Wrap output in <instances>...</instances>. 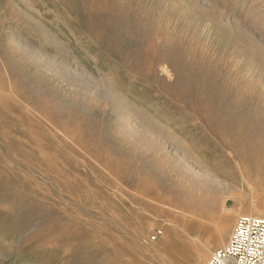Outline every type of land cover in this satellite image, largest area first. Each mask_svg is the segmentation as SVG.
<instances>
[{
    "label": "rangeland",
    "instance_id": "374dc122",
    "mask_svg": "<svg viewBox=\"0 0 264 264\" xmlns=\"http://www.w3.org/2000/svg\"><path fill=\"white\" fill-rule=\"evenodd\" d=\"M257 156L264 0H0V264H207L237 217L264 216Z\"/></svg>",
    "mask_w": 264,
    "mask_h": 264
},
{
    "label": "bare ground",
    "instance_id": "6f19581e",
    "mask_svg": "<svg viewBox=\"0 0 264 264\" xmlns=\"http://www.w3.org/2000/svg\"><path fill=\"white\" fill-rule=\"evenodd\" d=\"M17 43H20L21 45H23L20 41L19 42L17 41ZM33 52H35V51H33V49H28V51H27L28 54L32 53L31 58L34 61L40 60L41 55L39 54V52H35L34 54H33ZM41 63H42V67L45 68L46 70H55L59 77L65 78L67 80L69 85L70 84L74 85V83H75L74 86L79 87V88L81 87L82 89H84L88 93H91V94L95 95L96 97L101 98L103 101L107 100L113 104H116L118 111L122 112L123 109L126 107L125 101L119 95V93L117 91H115L113 84L108 82V80L107 81L103 80V79L94 80V79H89L87 77H86L87 79L81 78L80 75H77L75 72H71L63 64L57 65L55 63V65H54V61L52 60V58L47 57V56L46 57L44 56ZM56 67H58V68H56ZM56 69H58V70H56ZM79 88H77V89H79ZM134 122H136L135 126H132V124L130 122L126 123L127 128L125 129V131L128 133V136L139 135L140 137L145 138L147 141L152 143L153 142L152 137L149 136V134L151 133L149 124H146L144 121H134ZM253 163H254V165L252 166V169H251L252 172L262 173V175L264 176V159L257 156V157H255ZM173 166L175 168H177L178 171L183 173L184 177H186L191 182V184L194 186V188H197L200 191L208 192V193L209 192L210 193L211 192H219L220 193V192H227L228 191V188L225 185L220 184L217 180H214L213 177H211L209 175H204L200 171L193 170V168L189 167L185 161H182L179 159L173 160ZM252 172H251V174H252ZM259 214H264V212H260ZM249 215H251V214H249ZM224 228L221 230V232L223 234H224ZM222 233H220V234H222ZM219 236H221V235H219ZM214 238H215L214 240L211 239V242L213 243V245L220 241L218 238L215 237V235H214Z\"/></svg>",
    "mask_w": 264,
    "mask_h": 264
},
{
    "label": "built area",
    "instance_id": "2783aa9c",
    "mask_svg": "<svg viewBox=\"0 0 264 264\" xmlns=\"http://www.w3.org/2000/svg\"><path fill=\"white\" fill-rule=\"evenodd\" d=\"M207 264H264V216L237 217L227 242L212 251Z\"/></svg>",
    "mask_w": 264,
    "mask_h": 264
}]
</instances>
